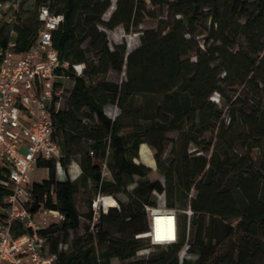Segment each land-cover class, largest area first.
<instances>
[{"label":"trees","instance_id":"obj_1","mask_svg":"<svg viewBox=\"0 0 264 264\" xmlns=\"http://www.w3.org/2000/svg\"><path fill=\"white\" fill-rule=\"evenodd\" d=\"M45 1L15 12L17 51L36 38ZM148 3L166 8L169 23L143 30L128 54L125 42L111 49L100 25L138 28L155 16ZM50 5L64 16L53 33L60 63H67L56 81L65 101L53 114L61 163L80 170L59 179L54 162H46L47 178L32 187V209L64 215L43 231L55 264H264V0H116L106 20L111 0ZM8 27L3 20L0 45ZM75 64H83L80 75ZM111 71L124 76L109 80ZM142 144L154 150L163 181L151 180L152 168L136 161ZM82 189L95 192L84 214L76 200ZM99 195L117 204L95 215ZM156 195L176 211L175 243L143 236ZM150 245L152 253L137 257Z\"/></svg>","mask_w":264,"mask_h":264},{"label":"built area","instance_id":"obj_2","mask_svg":"<svg viewBox=\"0 0 264 264\" xmlns=\"http://www.w3.org/2000/svg\"><path fill=\"white\" fill-rule=\"evenodd\" d=\"M51 0L38 8L37 36L24 52L16 50L13 24L21 0H0V16L9 11L6 19L9 38L6 46L0 45V264H55L57 254L50 252L45 234L51 223L64 219L58 209L41 207L32 209V187L37 180L33 171L45 169L54 162L59 179L76 177L79 167L72 163L66 170L62 163V150L58 142L54 112L61 109L65 94L56 81L61 78L58 49L53 43V33L63 21L62 14L52 11ZM80 75L83 64L73 65ZM76 172L73 173V165ZM110 195H99L93 202L95 215L110 206ZM101 203V205H98ZM149 231L143 236L151 244L166 245L177 242V215L174 209L146 207ZM191 211L187 214L190 216ZM156 215L168 216L165 223ZM171 219V220H170ZM60 247L67 248L64 244ZM185 245L180 256L184 257Z\"/></svg>","mask_w":264,"mask_h":264},{"label":"rangeland","instance_id":"obj_3","mask_svg":"<svg viewBox=\"0 0 264 264\" xmlns=\"http://www.w3.org/2000/svg\"><path fill=\"white\" fill-rule=\"evenodd\" d=\"M115 1L116 0H111L112 5L106 11V13L103 15V19L106 20L109 18L111 12L114 10ZM32 2H33V0H23L21 7L26 8V6L29 4H32ZM147 8L150 9L151 11H153V14L155 16L154 17L146 16L143 23L138 28H132L129 31H127L121 25L117 26L116 28H113V29H107L104 26L100 25V29L105 30V32L107 34L108 44H109V47L111 49L113 48L114 45L121 44V43L125 42L126 46H127V51L130 52L131 50H133L134 48L139 46L140 35H141L143 30L149 29V28H153L156 30H162L165 27V25L167 23H169V18L167 16L166 8L153 7L150 3L147 4ZM3 15H4V17H3ZM9 16H11V12L7 11V12L3 13L0 16V24L3 22V20L7 19ZM9 30H10L9 27L5 28L4 32L5 33L7 31L9 32ZM205 35H206V33L204 32L203 34L198 36V39L200 40L201 43H203V37ZM123 76H124V74H118L115 71H111L106 75V78L109 80L117 81L120 78H122ZM66 83H67V85L70 86L69 81H67ZM213 99L216 100L217 102L221 103V100L219 99V96L217 94H214ZM106 111L108 113H110L111 115H114L117 112V109L115 107L109 106L106 108ZM168 135L170 137H175L176 133L171 132V133H168ZM169 149H170V146H169ZM169 149L167 150V153H168ZM190 149L193 150L194 149L193 146H191ZM153 156H154V150L151 147H149L147 144H142L140 146V150H139V157L136 159V161L144 163V164H146L152 168V172L149 174V178L151 180L159 179V180L163 181V177L157 170L156 163H155ZM76 167L77 166L74 164L72 167L73 173L76 172ZM78 169H79V167L77 168V170ZM33 173L35 174L37 180H42V179L47 178V171L45 169L35 170V171H33ZM131 187L132 186H130L129 188H131ZM94 196H95V192L90 190V189H88V190L82 189L81 191H79V193L76 196V200H77L78 209L80 210V212L82 214L89 211L90 200ZM118 196L122 200H126V198H127L126 195H124V194H120ZM156 200H157V205L155 208L167 209V207L164 203V198L161 195H156ZM98 205H101V203H98ZM178 213H180V212H178ZM147 221L149 223L148 216H147ZM155 249H156L155 246L150 245L149 247H146V248L140 250L137 253V257L148 256ZM112 264H118V260L114 259Z\"/></svg>","mask_w":264,"mask_h":264},{"label":"bare ground","instance_id":"obj_4","mask_svg":"<svg viewBox=\"0 0 264 264\" xmlns=\"http://www.w3.org/2000/svg\"><path fill=\"white\" fill-rule=\"evenodd\" d=\"M141 146V145H140ZM147 151V150H146ZM142 155V154H141ZM114 199H106L105 204H114ZM168 219V216H162V215H156V220L160 223H165V221ZM171 220V219H170Z\"/></svg>","mask_w":264,"mask_h":264},{"label":"water","instance_id":"obj_5","mask_svg":"<svg viewBox=\"0 0 264 264\" xmlns=\"http://www.w3.org/2000/svg\"><path fill=\"white\" fill-rule=\"evenodd\" d=\"M129 53V51L127 52V54Z\"/></svg>","mask_w":264,"mask_h":264}]
</instances>
